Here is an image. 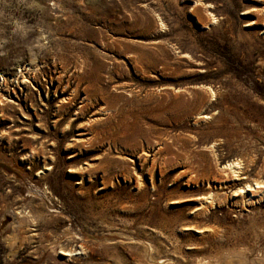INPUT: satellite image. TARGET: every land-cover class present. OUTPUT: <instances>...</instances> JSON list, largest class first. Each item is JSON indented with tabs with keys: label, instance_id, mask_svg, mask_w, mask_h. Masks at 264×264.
<instances>
[{
	"label": "rangeland",
	"instance_id": "1",
	"mask_svg": "<svg viewBox=\"0 0 264 264\" xmlns=\"http://www.w3.org/2000/svg\"><path fill=\"white\" fill-rule=\"evenodd\" d=\"M256 182L264 0H0V264H264Z\"/></svg>",
	"mask_w": 264,
	"mask_h": 264
},
{
	"label": "bare ground",
	"instance_id": "2",
	"mask_svg": "<svg viewBox=\"0 0 264 264\" xmlns=\"http://www.w3.org/2000/svg\"><path fill=\"white\" fill-rule=\"evenodd\" d=\"M200 0H197V2H199ZM207 18H208V21L210 22V23H215L216 22V17L213 15V14H208L207 15ZM159 23H161L160 24V26H161V29H163L164 27L163 26H165V25H163L164 23H163V21L162 20H159ZM208 94H209V97L211 98V97H214V91H212L211 89L210 90H208ZM33 155H30V157H32ZM242 165H241V162L240 161H238V162H232V163H230V164H226L222 169H221V174H222V176L224 177V178H228V177H232V178H237L238 177V172H239V170H240V167H241ZM256 185H257V187L259 186H264V185H262V183H260V182H256L255 183ZM246 188H249V186L247 185V187ZM245 188V189H246ZM264 188V187H263ZM260 190V189H259ZM243 191H244V189H243ZM261 191V190H260ZM255 193H258V191L257 190H255ZM254 193V194H255ZM261 193V192H260ZM205 198V197H204ZM203 199V198H202ZM207 200H208V198H205L204 199V201H206L207 202ZM19 215H21V214H19ZM20 220H22V219H20ZM67 231V230H66ZM65 234H67L68 232H64ZM18 237H16V235L15 234H12V238H7L6 239V242H7V244L8 245H13L14 243L13 242H16L15 240L17 239ZM13 240V241H12ZM18 240V239H17ZM149 245L147 246V248H146V256H147V258L151 261V263L152 264H163L165 261L163 260V259H159L158 260V258H156L155 256H154V254H152V252H153V248H152V246L150 245V243H148ZM214 264H218V263H214Z\"/></svg>",
	"mask_w": 264,
	"mask_h": 264
}]
</instances>
